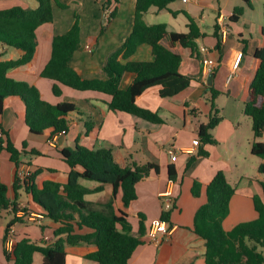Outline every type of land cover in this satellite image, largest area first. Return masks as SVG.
Segmentation results:
<instances>
[{"label": "crops", "instance_id": "0c3cea01", "mask_svg": "<svg viewBox=\"0 0 264 264\" xmlns=\"http://www.w3.org/2000/svg\"><path fill=\"white\" fill-rule=\"evenodd\" d=\"M58 1L66 5L67 9L52 4V22L39 26L35 31L37 44L32 59L8 70L7 77L34 86L40 98L52 105L73 103L76 111L66 117L69 123L66 133L57 137H50L47 131L33 134L23 120V101L18 97L6 98L0 125L11 131L16 148L25 151L20 158L21 164L28 165L31 172L37 170L34 177L37 188H41L46 181L60 184L66 182L69 169L62 161L59 150L71 149L76 145L88 149L110 148L114 161L120 166H128L132 162L139 165L148 162L157 164V174L152 173L136 184V198L127 208L122 207L119 194L114 198V207L127 215L133 235L139 230V216L144 218L142 244L133 252L128 264H206L205 242L194 232V217L197 210L207 202L206 187L213 176L219 171L223 172L227 182L234 188L228 215L222 221L225 232L238 224L256 220L252 198H264V174L258 172L262 160L250 153L255 138L251 121L244 114L247 88L258 67L254 52L264 47V0H250V7L242 0H180L179 5L173 2L166 10L157 11L151 7L144 13L143 20L147 25L164 24L168 33H187L186 13L203 34L196 40L198 56L193 55L188 48L178 45L171 47V51L181 57L180 74L191 78L188 88L170 98H161L157 88H150L136 99L139 107L156 113L162 119L160 124L110 111L107 103L111 97L104 93L74 90L40 76L51 56L53 36L69 30L75 13L79 15L80 45L72 55L70 66L85 79H105L102 67L107 55L119 48L132 31L133 0H118L116 14L108 23L106 19L115 4L104 9L106 0ZM17 6L35 9L38 3L35 0H0V10ZM235 7H242L243 12L236 22H230L229 17ZM163 12L166 15H162ZM220 16L224 19L226 33L222 36L218 28L221 43L218 50L215 48L217 40L214 31ZM212 19L214 23L210 26ZM105 24L107 29L100 34V28ZM162 44L168 46L167 37ZM86 46H90V51ZM201 48H208L209 52L202 53ZM238 54H241V59L234 68ZM21 55L22 52L15 48H8L4 52L0 50V61L16 60ZM205 59L215 62L210 72L213 75L210 86L219 92L214 102L221 120L210 132L215 140L214 145L199 142L198 146L192 147V141L198 139V127L208 123L210 114L211 94L207 81L204 83L202 78ZM129 60H152L151 48L148 45L139 46ZM229 76L231 78L227 80ZM133 78L134 74H127L124 86ZM55 83L61 91L59 96L52 92ZM90 123L94 130L90 129L87 133L86 124ZM259 140L264 142V134ZM169 148L177 152L174 161L167 154ZM188 149L191 152H181ZM200 150L205 151L206 155H200ZM30 151L37 154L31 155ZM169 165L175 169V182L168 179ZM15 174L16 166L10 161L9 154L3 151L0 154V182L7 186L10 201L14 200L12 184ZM80 184L88 189L98 186V183L87 180H80ZM194 184H197V195L192 193ZM166 190L172 191L173 197L168 222L171 235L167 240L154 244L148 240V229L163 213L160 194ZM17 193L19 211L16 217L19 221L12 227L14 241L26 238L32 242L51 243L54 240L53 232L59 224L42 217L39 207L23 188ZM111 196L112 188L104 185L101 191L86 194L84 199L91 209L101 210ZM7 213L0 211V264H12L4 257V230L12 219V216L7 217ZM78 232L85 234L91 230L83 228ZM95 250L94 244L66 246L65 264H96L86 258ZM40 261L41 255L36 253L33 264H40Z\"/></svg>", "mask_w": 264, "mask_h": 264}, {"label": "trees", "instance_id": "16d2710c", "mask_svg": "<svg viewBox=\"0 0 264 264\" xmlns=\"http://www.w3.org/2000/svg\"><path fill=\"white\" fill-rule=\"evenodd\" d=\"M38 6L35 9L11 7L0 10V50L15 48L22 52L16 60L0 61V115L3 112L6 98L18 97L25 106L23 120L30 132L41 134L49 132L50 137L68 131L67 115L76 111L73 103L61 102L52 105L40 98L39 91L25 82H17L7 77L10 69L22 66L32 59L36 48V29L53 19L52 4L60 9H67L66 5L58 0H35ZM133 26L130 35L116 50L110 52L102 67L105 79H85L70 66L73 53L80 45L79 15L74 14L73 23L69 30L62 35H55L51 41V56L40 73L41 77L53 80L69 88L79 91H97L109 95L111 100L107 107L113 112H122L145 120L153 124L162 123V119L154 112L139 107L136 99L146 90L157 88L161 98H170L190 86L191 78L179 72L181 57L171 51L173 45L188 48L198 56L199 49L196 40L203 36L196 22L186 13L187 33H168L164 24L147 25L143 15L149 8L157 11L168 9V5L180 0H133ZM248 7L250 0H242ZM118 0H106L103 7L111 9L106 23L114 18ZM243 8L235 7L229 17L230 22H236L242 15ZM175 14V13H173ZM107 29L102 25L100 34ZM215 26L214 36L217 40L215 48L220 49V41ZM264 35V26H262ZM168 38V46L162 41ZM141 45L151 48L152 60H129ZM3 54V53H2ZM254 58L258 67L252 81L247 88L244 101V114L251 121V129L255 141L251 145L250 153L262 160L258 172L264 174V142L259 139L264 134V47L255 50ZM127 74H134L133 80L124 86ZM53 84L52 92L55 96L61 94L57 84ZM210 114L208 123L200 125L197 137L203 145H214L215 140L211 130L221 120L219 110L215 105V98L219 92L209 86ZM94 130L93 124H86L87 133ZM25 146V144H24ZM6 151L16 169L21 164V156L25 152L15 146L13 134L0 125V154ZM25 154V153H24ZM36 155L35 151H30ZM62 161L68 166L67 180L64 184L46 181L41 188L34 185L37 170L27 179L19 180L15 174L12 189L14 200L7 197L8 188L0 182V211L12 214V219L4 230L3 243L5 244L10 228L19 221L16 213L19 211L17 191L23 188L31 196L41 216L59 226L54 230V240L47 244L45 241L32 242L26 238L14 242L12 251L6 252V261L12 264H33L36 253L41 255L40 264H65V247L78 244H94L96 250L86 256L96 264H128L133 252L142 244L144 235V218L139 216V230L132 234L127 215L114 207V198L120 195L123 208L136 198L135 186L150 174H157V164L148 162L139 165L135 162L128 166L118 165L113 158L110 148L88 149L76 145L74 149L59 150ZM200 155H206L200 150ZM191 160V159H190ZM168 179L175 182V169L168 166ZM80 180L98 183L94 189H88L80 184ZM104 185L112 188L110 201L102 205L101 210H93L84 199L86 194L98 192ZM197 184L192 187V193L197 195ZM264 192V183H262ZM234 194V188L227 182L223 172H217L206 187L207 202L201 206L194 217V232L205 242L206 264H264V258L255 248H247L242 240L245 237L254 242L255 246L264 247V198L253 196V205L257 219L236 225L232 230L225 232L222 221L229 212V201ZM169 212L162 213L160 219L169 222ZM83 228L90 229V233L81 234ZM246 241V240H245Z\"/></svg>", "mask_w": 264, "mask_h": 264}, {"label": "built area", "instance_id": "2783aa9c", "mask_svg": "<svg viewBox=\"0 0 264 264\" xmlns=\"http://www.w3.org/2000/svg\"><path fill=\"white\" fill-rule=\"evenodd\" d=\"M188 0H183V2H187ZM218 28L220 30V33L222 36L226 33V25L224 23L223 17H218L217 22ZM86 49L90 51V46H86ZM202 53H208V48H201ZM241 59V54H238L235 62H234V68L238 66V63ZM215 65L214 60L212 59H205L202 69V78L203 82L206 83L207 75L212 71L213 67ZM231 76L228 77L227 80H230ZM62 135L61 133H58L54 135L55 137ZM199 141L198 139H195L192 141V147L198 146ZM181 152H191V149L188 150H181ZM167 154L171 161H174L176 159L177 152L173 150L172 148H169L167 150ZM30 167L26 164H20L19 167L16 169V175L19 178V180H25L27 177L31 174ZM160 198L163 201V213L171 211L173 207V197H172V191L166 190L164 193L160 194ZM14 230L13 228H10L7 234V238L4 244V249L6 252L10 253L12 251V247L14 245ZM171 235V228L168 225V222L163 221L161 219L154 221L151 223L149 229H148V240L151 243L159 244L160 242L167 240Z\"/></svg>", "mask_w": 264, "mask_h": 264}, {"label": "rangeland", "instance_id": "374dc122", "mask_svg": "<svg viewBox=\"0 0 264 264\" xmlns=\"http://www.w3.org/2000/svg\"><path fill=\"white\" fill-rule=\"evenodd\" d=\"M175 5H179L178 1L175 2ZM164 14L162 15H166V12H163ZM214 23L213 19L209 22V25L212 26V24ZM71 149H74V147H71ZM257 159V158H255ZM262 177H264V175H262ZM23 193V192H21ZM22 196H24V194H22ZM12 216V214L7 213V217L10 218ZM246 240V241H245ZM245 240L243 241V244L247 247V248H255V252H258V254H260L262 256V258H264V247L261 246H255L254 242L248 240V238L245 237ZM95 263V262H94Z\"/></svg>", "mask_w": 264, "mask_h": 264}, {"label": "water", "instance_id": "95a60500", "mask_svg": "<svg viewBox=\"0 0 264 264\" xmlns=\"http://www.w3.org/2000/svg\"><path fill=\"white\" fill-rule=\"evenodd\" d=\"M212 73H209L208 77H207V84L210 86L211 85V79H212Z\"/></svg>", "mask_w": 264, "mask_h": 264}]
</instances>
